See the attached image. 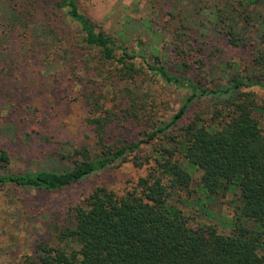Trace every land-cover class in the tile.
Wrapping results in <instances>:
<instances>
[{
	"label": "trees",
	"instance_id": "16d2710c",
	"mask_svg": "<svg viewBox=\"0 0 264 264\" xmlns=\"http://www.w3.org/2000/svg\"><path fill=\"white\" fill-rule=\"evenodd\" d=\"M21 1L0 0V77L18 36L42 53L46 72L67 69L71 50L34 19L33 1ZM52 1L80 32V61L91 76L80 101L92 144L57 152L36 171L13 169L0 147V191L58 190L131 154L136 166L153 164L122 194L95 187L55 227L53 241H40L19 264H264V0H145L148 15L138 21L164 41L160 51H147L140 34L104 31L78 0ZM218 39L247 50V64L213 62ZM157 82L184 92L168 119L156 114ZM131 124L141 137L116 142L115 130ZM25 135L0 115V136ZM162 139L138 158L143 144ZM179 154L202 171L211 201L229 193L239 200L230 233L193 224L171 203L191 177Z\"/></svg>",
	"mask_w": 264,
	"mask_h": 264
},
{
	"label": "rangeland",
	"instance_id": "374dc122",
	"mask_svg": "<svg viewBox=\"0 0 264 264\" xmlns=\"http://www.w3.org/2000/svg\"><path fill=\"white\" fill-rule=\"evenodd\" d=\"M27 1H33L35 6V10L31 8L34 19L52 25L61 36L63 46L71 50L75 58L67 69L52 75L51 70H45L42 53L31 43L24 44L25 41L18 36L11 46L9 65L0 77L2 120L15 124L20 132L26 133L20 140L0 136V147L9 150L13 169L36 171L47 166L57 152H71L73 147L92 144L91 132L84 122L86 108L80 101V93L91 87L88 82L91 76L80 61L83 57L80 32L63 10L56 8L52 0L21 2L26 5ZM78 1L80 9L104 31L118 35L124 32L140 34L147 51L161 50L164 41L150 30L146 31L138 21L148 15L145 0ZM210 49L215 63L233 62L241 67L247 64V50L231 48L223 39L215 40ZM71 67L79 80L73 77ZM151 88L158 102L157 116L168 119L178 109L184 92L158 82L151 84ZM187 120L188 114L182 124ZM140 129L132 124L124 126L115 130L114 140L135 142L141 137ZM158 144L166 143L162 139L143 144L138 158H144ZM177 156L191 177L187 190L180 191L171 203L189 216L193 224H211L220 233H230L239 200L229 193L222 199L211 201L202 187V171L189 165L182 155ZM133 157L131 154L120 164L58 190L3 188L0 191V264H19L25 256L32 254L40 241H51L55 227L63 225L70 209L82 203L95 187L105 185L118 194L131 188L153 164L136 166Z\"/></svg>",
	"mask_w": 264,
	"mask_h": 264
}]
</instances>
